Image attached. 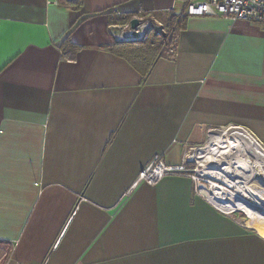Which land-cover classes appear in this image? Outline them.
<instances>
[{
    "label": "crops",
    "instance_id": "crops-1",
    "mask_svg": "<svg viewBox=\"0 0 264 264\" xmlns=\"http://www.w3.org/2000/svg\"><path fill=\"white\" fill-rule=\"evenodd\" d=\"M191 1L0 0L7 264H264V237L188 176L136 183L211 128L264 147V23L187 15ZM139 11L171 28V46L156 33L115 44L109 24Z\"/></svg>",
    "mask_w": 264,
    "mask_h": 264
},
{
    "label": "bare ground",
    "instance_id": "bare-ground-1",
    "mask_svg": "<svg viewBox=\"0 0 264 264\" xmlns=\"http://www.w3.org/2000/svg\"><path fill=\"white\" fill-rule=\"evenodd\" d=\"M193 157L204 162L209 197L223 210L244 212L247 227L264 237V147L256 137L237 126L216 129Z\"/></svg>",
    "mask_w": 264,
    "mask_h": 264
},
{
    "label": "built area",
    "instance_id": "built-area-1",
    "mask_svg": "<svg viewBox=\"0 0 264 264\" xmlns=\"http://www.w3.org/2000/svg\"><path fill=\"white\" fill-rule=\"evenodd\" d=\"M111 13L116 16L120 14L117 8H112ZM185 13L196 16L222 15L231 21L247 20L264 23V0L191 1L187 2ZM134 17L138 20V25L135 28L130 27L129 21H117L109 24V31L114 41L133 42L134 39L131 37L133 30L139 34L140 39H146L151 33H156L163 37L167 35V29L161 23L143 15L141 11ZM189 149L187 151H190V154L185 157V152H183L182 161L177 165L166 164L162 155H154L151 161L139 172L136 183L144 181L147 184H154L166 175H186L193 182L195 194L203 197L217 211L233 217L232 212L223 210L213 198L209 197V193L211 192L209 186L210 179L200 173L205 167L200 165L196 159H192V154L196 153L200 147L195 145ZM193 161L197 163V166L190 168L188 163ZM7 257L8 255L5 254L0 258V264H7Z\"/></svg>",
    "mask_w": 264,
    "mask_h": 264
},
{
    "label": "rangeland",
    "instance_id": "rangeland-1",
    "mask_svg": "<svg viewBox=\"0 0 264 264\" xmlns=\"http://www.w3.org/2000/svg\"><path fill=\"white\" fill-rule=\"evenodd\" d=\"M173 33H172V30H169V29H167V35H166V37H165V43H164V45H167L168 47L169 46H171V44H172V42H173ZM160 37H163V36H160ZM228 127H231V126H225V127H217V128H211V129H209L207 132H206V136L204 137V139L200 142V143H198L197 145L201 148V147H204V145L208 142V139H209V133L211 132V131H213V130H216V129H225V128H228ZM237 127H239V126H237ZM242 128V127H241ZM196 145V146H197ZM193 146H195V145H191V146H189V147H187V150H190L189 148H192ZM263 146V145H262ZM185 151V157H187L189 154H190V151ZM193 154H195V153H193ZM193 154H192V156H193ZM193 159H194V157H193ZM202 160V159H201ZM201 160H199V159H197V162L200 164V165H202L204 162H201ZM188 166L190 167V168H195L196 166H197V163H195L194 161L193 162H189L188 163ZM232 214V216L235 218V219H237V221L241 224V225H243V226H246L247 227V225H249V222L247 221V215L243 212L242 213V211H236V212H232L231 213ZM251 229H254V230H256L257 232H258V230L256 229V228H251Z\"/></svg>",
    "mask_w": 264,
    "mask_h": 264
},
{
    "label": "water",
    "instance_id": "water-1",
    "mask_svg": "<svg viewBox=\"0 0 264 264\" xmlns=\"http://www.w3.org/2000/svg\"><path fill=\"white\" fill-rule=\"evenodd\" d=\"M129 25L131 28H135L138 25V20L136 17H132L129 19ZM131 37L134 39V41H140L139 34L136 31H132Z\"/></svg>",
    "mask_w": 264,
    "mask_h": 264
},
{
    "label": "trees",
    "instance_id": "trees-1",
    "mask_svg": "<svg viewBox=\"0 0 264 264\" xmlns=\"http://www.w3.org/2000/svg\"><path fill=\"white\" fill-rule=\"evenodd\" d=\"M121 19H114V21L113 22H117V21H120ZM121 22V21H120ZM170 30H171V28H170ZM166 37V36H165ZM165 37H161V42H162V44H164L165 43ZM121 44V43H124L123 41H115V44ZM131 52H125V55L127 56V58H129L130 59V61L131 62H133V60H132V58H131V55H129Z\"/></svg>",
    "mask_w": 264,
    "mask_h": 264
}]
</instances>
